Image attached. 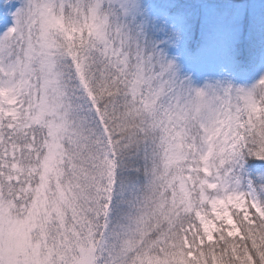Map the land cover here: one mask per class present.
<instances>
[{
    "label": "snow or ice",
    "instance_id": "snow-or-ice-1",
    "mask_svg": "<svg viewBox=\"0 0 264 264\" xmlns=\"http://www.w3.org/2000/svg\"><path fill=\"white\" fill-rule=\"evenodd\" d=\"M0 8V264H264V0Z\"/></svg>",
    "mask_w": 264,
    "mask_h": 264
},
{
    "label": "rangeland",
    "instance_id": "rangeland-1",
    "mask_svg": "<svg viewBox=\"0 0 264 264\" xmlns=\"http://www.w3.org/2000/svg\"><path fill=\"white\" fill-rule=\"evenodd\" d=\"M8 10L0 8V29H5L11 27L13 24V19L7 14Z\"/></svg>",
    "mask_w": 264,
    "mask_h": 264
}]
</instances>
